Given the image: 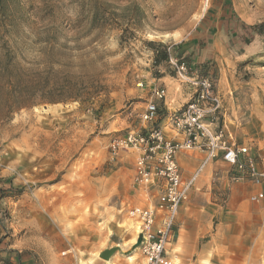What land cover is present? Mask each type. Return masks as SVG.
I'll list each match as a JSON object with an SVG mask.
<instances>
[{"label": "rangeland", "instance_id": "1", "mask_svg": "<svg viewBox=\"0 0 264 264\" xmlns=\"http://www.w3.org/2000/svg\"><path fill=\"white\" fill-rule=\"evenodd\" d=\"M262 22L264 0H0V264H97L113 247L141 264L136 154L109 143L141 125L155 79L180 78L171 58L212 74L235 139L264 142V35L246 27ZM224 210L203 237L219 248Z\"/></svg>", "mask_w": 264, "mask_h": 264}, {"label": "built area", "instance_id": "2", "mask_svg": "<svg viewBox=\"0 0 264 264\" xmlns=\"http://www.w3.org/2000/svg\"><path fill=\"white\" fill-rule=\"evenodd\" d=\"M171 63L182 82L194 89L186 104L167 114L180 138L168 136L161 126L159 103L165 100L167 89L155 86L141 113V125L114 136L109 143L113 159L124 151L136 154L132 186L146 202L131 205L127 212L138 225V249L145 264H179L167 249L175 235L179 209L189 199L197 178L214 160L226 166L232 183L264 185V149L255 140L235 139L221 122L224 99L212 74H189L183 63L173 58ZM190 151L201 152L202 159L191 178L185 179L178 154ZM263 198V191L251 196L255 202ZM70 252L66 249L61 254L68 256Z\"/></svg>", "mask_w": 264, "mask_h": 264}, {"label": "crops", "instance_id": "3", "mask_svg": "<svg viewBox=\"0 0 264 264\" xmlns=\"http://www.w3.org/2000/svg\"><path fill=\"white\" fill-rule=\"evenodd\" d=\"M216 50L220 53L223 52L220 46ZM205 58L191 57V66L201 68ZM153 85V87L159 86L167 89L165 100L159 103L161 126L168 136L180 138V135L169 123L167 114L181 108L191 99L194 94L193 87L182 82L180 78L166 75L155 79ZM220 86L222 90H226L221 80ZM153 87L150 89L151 92ZM218 89L224 102L225 100L230 101L225 98L219 85ZM227 107L224 117L229 111V104ZM230 132L232 133V131ZM236 139L243 142L255 140V144L264 149V142L253 137ZM201 159L202 153L199 151L178 154V161L185 179L191 178ZM215 178H217L216 182ZM205 185L207 187L202 188ZM215 189L216 194L213 193ZM261 191L264 192V185H254L250 182L232 183L226 172V166L218 160L211 162L195 181L190 192V200L179 209L175 235L167 247L169 255L179 264H264V198L256 202L251 200L253 194ZM203 194L214 197L213 201L210 200L208 204L200 202L198 196H203ZM218 194L220 197L226 196V202L219 199L222 201V204H219L215 199ZM144 198L145 196L136 192L133 194L131 202L143 204L146 202ZM224 208L225 210L222 212L226 213V223L229 225L230 231L227 234L225 245L219 248L215 237L206 241L203 237L210 229V219ZM136 249L142 258L141 264H145L138 247ZM112 257L110 260H103L97 264H127V260L131 262V258L134 256L116 252Z\"/></svg>", "mask_w": 264, "mask_h": 264}, {"label": "trees", "instance_id": "4", "mask_svg": "<svg viewBox=\"0 0 264 264\" xmlns=\"http://www.w3.org/2000/svg\"><path fill=\"white\" fill-rule=\"evenodd\" d=\"M246 27L249 28V29H252V31L255 32V33H258V34H262V35H264V22L259 23V24H255V25H251V26H247V25H246ZM150 44H151V45H155L154 42H151ZM160 53H161V57L158 58L157 62H158V61L167 60V59L169 58V52L167 51V49H164V50L161 51ZM10 65H11V64H9V69H10ZM7 67H8V66H7ZM9 69H8V70H9ZM14 85H15V83H12V82H11V87H13ZM23 104H24V103H21L20 101H18V102H14V103L10 102L9 105H8V109L11 111V110H13L14 108H21V107L23 106Z\"/></svg>", "mask_w": 264, "mask_h": 264}, {"label": "water", "instance_id": "5", "mask_svg": "<svg viewBox=\"0 0 264 264\" xmlns=\"http://www.w3.org/2000/svg\"><path fill=\"white\" fill-rule=\"evenodd\" d=\"M118 247H113L110 249H106L100 253V257L103 259H109L111 256H113L117 251Z\"/></svg>", "mask_w": 264, "mask_h": 264}, {"label": "bare ground", "instance_id": "6", "mask_svg": "<svg viewBox=\"0 0 264 264\" xmlns=\"http://www.w3.org/2000/svg\"><path fill=\"white\" fill-rule=\"evenodd\" d=\"M112 257V256H111ZM111 257L109 258V259H104V260H110L111 259ZM113 258V257H112Z\"/></svg>", "mask_w": 264, "mask_h": 264}]
</instances>
